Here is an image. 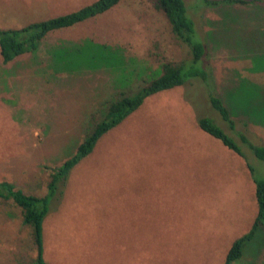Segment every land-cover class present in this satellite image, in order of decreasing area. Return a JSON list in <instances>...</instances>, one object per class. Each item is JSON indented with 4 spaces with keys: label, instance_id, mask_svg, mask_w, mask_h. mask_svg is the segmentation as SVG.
Listing matches in <instances>:
<instances>
[{
    "label": "rangeland",
    "instance_id": "obj_1",
    "mask_svg": "<svg viewBox=\"0 0 264 264\" xmlns=\"http://www.w3.org/2000/svg\"><path fill=\"white\" fill-rule=\"evenodd\" d=\"M92 1L0 0V27L21 28ZM186 1L205 39L204 66L214 89L222 93L242 77L230 89L232 110L264 120V1L207 6ZM47 34L36 52L8 63L0 56V181L38 194L46 192L45 165L59 164L75 151L100 101L130 83L133 63L144 67L136 69L145 76L166 59L190 57L151 0H120L93 18ZM89 39L95 45L83 47L81 59L59 45L64 41L63 47L74 49ZM100 43L121 46L126 58L119 51L107 58ZM201 114L222 123L203 84L191 79L147 97L105 132L51 200L43 221L46 261L223 264L257 212L248 164L263 176L264 160L238 154L202 131L196 121ZM239 117L236 128L264 143V123L243 124ZM31 228L17 208L0 200V264H36ZM242 264H264L263 229L244 251Z\"/></svg>",
    "mask_w": 264,
    "mask_h": 264
},
{
    "label": "trees",
    "instance_id": "obj_2",
    "mask_svg": "<svg viewBox=\"0 0 264 264\" xmlns=\"http://www.w3.org/2000/svg\"><path fill=\"white\" fill-rule=\"evenodd\" d=\"M119 1L93 0L74 11L33 21L21 28L0 27V56L2 63H8L26 52L33 53L39 50L47 38L49 31L71 27L77 23L86 21L108 10ZM151 1L155 9L162 11L165 17H167L174 34L187 44L190 50V57L179 61L166 59L155 69H149L150 72L145 76H143V72L137 70L138 68L136 69L139 66L140 69L144 70V67L139 65L138 62L133 63L134 69L130 71V83L128 85L125 84V86H117L109 97L100 101V109L96 114L91 115L90 122L85 128L75 151L59 164L45 165L48 168L49 174V179L45 183L46 192L42 194L34 191L28 192L9 180L0 181V200L17 208L22 223L32 227L30 237L37 248L36 264H49L43 256L45 248L43 244V221L50 211L53 197L55 198L59 194H62V186L64 187L69 180L71 170L93 151L98 139L105 132L138 110L144 103V100L153 94L183 84L191 79L200 81L206 90L212 110L218 112L220 122L222 123L220 125V123L216 122L219 120L209 117L208 114H201L196 118L199 128L238 154H254L264 160V143L253 142L243 129H237L235 117L243 116V119L241 117L238 118L243 121V124H246L248 121L264 123V120H258L256 115H253L251 111L238 113L232 110L235 94L231 93L230 89L237 86L242 77H239L234 85L223 90L222 93L214 89L209 71L204 66L206 57L205 39L199 30H197L194 14L190 11L191 8L193 9V5H189L186 0ZM198 1H202L207 6L215 5L218 2L235 3L256 0ZM59 45L63 49H66H62L66 55L71 52L79 53V59H81L85 54L82 51L84 50L83 47L95 45V42L90 39L81 41L79 42V47L74 49H72L73 47H63L64 45H68L64 41L60 42ZM98 47L111 60H113L117 51L125 57L123 49L119 45L112 46L111 44L100 43ZM47 53L51 54L50 50ZM52 58H56L59 61L56 54ZM56 60H54L55 63ZM126 60L130 62L134 61L132 58ZM54 62H50V64L54 66ZM124 62L127 66L126 61ZM57 70L61 71L59 68ZM251 83L254 84L253 81ZM239 85L241 88H247L248 86V84L244 85L242 82ZM251 99L252 96H250ZM248 165L253 172L256 182L255 197L257 212L249 229L233 241L227 255H225L223 264H242L244 251L254 240L257 231L260 229L264 230V175H257L255 168L250 164Z\"/></svg>",
    "mask_w": 264,
    "mask_h": 264
}]
</instances>
